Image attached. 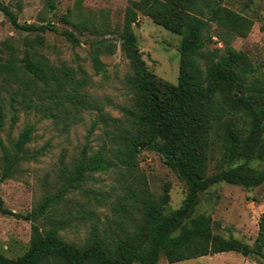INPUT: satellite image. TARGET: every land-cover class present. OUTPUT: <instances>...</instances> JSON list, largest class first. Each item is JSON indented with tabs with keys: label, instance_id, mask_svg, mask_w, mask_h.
<instances>
[{
	"label": "trees",
	"instance_id": "obj_1",
	"mask_svg": "<svg viewBox=\"0 0 264 264\" xmlns=\"http://www.w3.org/2000/svg\"><path fill=\"white\" fill-rule=\"evenodd\" d=\"M48 5L54 9V0ZM0 11L20 31L41 33L50 29L49 25L21 24L1 1ZM140 16L183 36L176 84L162 81L147 68L134 32ZM252 24L248 17L226 7L223 0L131 1L118 35L131 69L126 83L133 92L132 108H122L124 123L89 100L84 91L87 79L77 78L74 68L55 66L45 56L35 58L37 51L29 41L22 57L12 44H2L0 130L6 122L3 91L9 98L11 127L18 121V106L27 110L43 107L52 111L47 117H55L53 110L61 108L67 114L94 108L99 116L93 128L100 121L114 130L108 132L109 141L95 153L89 154L85 148L72 168L64 170L55 193L45 195L26 214L7 212L29 221L32 231L29 250L16 259L0 254V264H159L162 257L177 263L226 252L262 255L236 238L216 233L211 216L197 212L201 194L222 181L247 188L264 184V164L259 168L250 164L264 160V72L256 76L259 68L246 52L229 44L224 49H208L204 42L211 25L220 36H245ZM62 35L72 43L79 42L71 31ZM36 43L43 45L40 35ZM90 46L96 72L104 71L100 54H113L117 44L100 39ZM46 98L55 109L46 106ZM242 116L247 119L245 126L240 124ZM33 132V125H26L10 146L0 137L2 179L11 177L21 162L36 160L42 154L28 148ZM218 139L223 152L216 171L210 174L209 157ZM144 151L161 155L186 183V199L179 208L167 207V191L156 199L148 189H128V203L139 217L123 215V204H119L114 217H107L101 225L95 211L85 207L74 211L69 205L68 195L84 191L83 183L92 174L115 166L134 172ZM74 220L90 223L81 242L66 240L61 234ZM255 244L264 248V213Z\"/></svg>",
	"mask_w": 264,
	"mask_h": 264
},
{
	"label": "rangeland",
	"instance_id": "obj_2",
	"mask_svg": "<svg viewBox=\"0 0 264 264\" xmlns=\"http://www.w3.org/2000/svg\"><path fill=\"white\" fill-rule=\"evenodd\" d=\"M0 1L17 15L21 24L50 26L48 31L41 33L20 31L0 11V46L10 43L22 57L27 53L29 46L26 41H29L37 51L35 58L45 56L55 66L74 68L77 78L87 79L84 91L88 93L89 100L96 101L112 118L124 123L122 108H132L133 92L126 83V75L131 69L121 50L118 35L123 28L126 8L133 0H80L79 4V0H54V9L48 5L50 0ZM223 4L251 19L252 27L245 36H220L216 26L211 25L204 34L205 46L224 49L229 44L246 52L258 66L256 76H259L264 72V0H223ZM67 15L68 19L65 18ZM66 30L73 32L79 42L72 43L63 36L62 32ZM134 32L147 68L162 81L176 84L183 36L146 16L139 17ZM38 35L42 37L43 45L36 43ZM100 39L116 43L117 47L113 54H100L105 70L96 72L90 57V45ZM2 93L6 96V122L0 130L3 142L10 146L26 125H33L28 148L42 151L36 160L21 162L9 178L2 179L0 171V254L16 259L29 250L31 223L7 212L26 214L45 195L55 193L62 184L64 170L72 168L85 148L89 154L95 153L109 141L108 132L114 129L100 121L93 128L99 116V111L94 108L81 109L74 114H67L61 108L53 110L55 117H47L46 114L52 111L43 107L27 110L21 106L17 109L18 121L11 127L9 98L5 91ZM46 106L55 109L49 98H46ZM240 124L245 126L247 119L242 116ZM222 152V143L218 139L209 157L210 174L216 171ZM250 164L259 168L264 160ZM83 188L84 191L76 190L68 195L69 205L74 211L82 207L86 211L89 208L95 211L101 225L107 217H114V208L119 204H123V215L139 217L137 210L128 203V189H148L156 199L167 191L170 196L167 207L170 209L179 208L188 191L186 183L163 157L151 151H144L139 156V166L134 172L115 166L106 172L92 174L83 183ZM197 212L211 216L216 233L236 238L252 249L260 250L262 255L243 256L237 252H226L177 263H169L162 257L159 264H264V248L259 249L255 244L264 213V184L247 188L222 181L201 194ZM89 224L88 220H74L72 227L61 234L66 240L81 242L87 235Z\"/></svg>",
	"mask_w": 264,
	"mask_h": 264
}]
</instances>
